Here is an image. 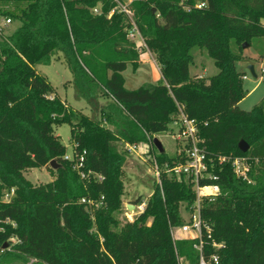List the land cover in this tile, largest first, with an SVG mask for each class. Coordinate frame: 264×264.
Listing matches in <instances>:
<instances>
[{
    "label": "trees",
    "instance_id": "1",
    "mask_svg": "<svg viewBox=\"0 0 264 264\" xmlns=\"http://www.w3.org/2000/svg\"><path fill=\"white\" fill-rule=\"evenodd\" d=\"M198 1L206 6L196 7ZM115 6V0H0V17L19 22L0 35V176L8 181L0 183V251L8 243L0 264L8 254L44 264H178L176 250L197 264L194 240L174 241L170 232L183 222L181 203L196 200L189 180L162 172L145 212L124 224L118 217L129 155L122 143L148 144L167 132L179 105L196 120L210 155L247 156L252 165V183L230 162L210 168L217 181H202L220 186L202 206L213 227L210 242L224 243L220 264H264V101L240 107L248 92L238 68L244 44L264 40V0H134L162 73L158 83L136 89L126 87L123 72L130 64L136 71L141 59L127 38V16L117 10L108 16ZM194 48L207 49L219 68L208 80L191 75ZM59 52L94 116L74 110L38 72ZM62 123L72 125L78 151L86 150L87 179L64 158L68 148L55 131ZM242 140L250 145L246 152ZM156 158L160 165L184 160L163 151ZM52 161L54 180L35 185L25 177L28 169L52 168ZM5 185L14 189L10 201L2 197Z\"/></svg>",
    "mask_w": 264,
    "mask_h": 264
},
{
    "label": "rangeland",
    "instance_id": "2",
    "mask_svg": "<svg viewBox=\"0 0 264 264\" xmlns=\"http://www.w3.org/2000/svg\"><path fill=\"white\" fill-rule=\"evenodd\" d=\"M18 25L19 22L13 20L8 24V26H3L4 35L11 34ZM257 44H259L257 47H247L244 53L246 58L238 63L239 70H241V72H245V75L247 76L245 78L243 75V81L244 88L248 93L247 96L240 102V107L245 110H250L264 101V80L261 79V68L264 66V40L259 39ZM193 54L195 61L191 65L190 69L192 76L198 75L208 80L210 77L219 72V68L215 64L213 57L209 54L207 49L194 48ZM153 58L148 57V59H141L139 68L136 71L133 69L131 64L128 66V68L123 72L127 88L136 89L144 83H158L161 80L162 73L160 70V64L154 52ZM251 61H253V64L256 66L257 77H254L248 69V65L251 64ZM36 68L39 73L47 77V79L51 82L54 94L58 95L74 110L83 112L88 116L95 115L93 106L87 100L80 98L77 95L76 87L73 82V74L63 53L59 52L56 54L51 64H39ZM100 102L107 103L108 99L101 97ZM71 129L72 125L70 123H62L55 128L56 134L60 136L64 145L67 146L69 153H72L73 149L71 142ZM177 133L178 125L172 122L167 132L155 136V138L160 140L162 143V150L155 148L153 144H148L147 146L143 145L142 150L140 148L137 153L128 155V162L124 167L123 173V204L128 201L132 202L138 197H142L143 200H148L153 194L154 184L157 180L153 158L160 151L166 152L169 155L176 154L177 149L179 148V142L175 138ZM50 167L52 168L44 166L28 169L24 171V175L35 185L47 183L57 177V172L55 170L57 163L51 162ZM0 183H8V181L2 180L0 176ZM5 187H7V185L2 188L3 199H7L6 193L10 191L9 189H5ZM130 211L132 212L133 209H130ZM126 212V208L123 206L122 212L118 216L122 224L127 221ZM182 213L186 216L185 212L182 211ZM179 236H181V234H179ZM11 250L13 251V249ZM0 253H2V251H0ZM1 264L44 263L38 262L32 258L8 254L5 255Z\"/></svg>",
    "mask_w": 264,
    "mask_h": 264
},
{
    "label": "built area",
    "instance_id": "3",
    "mask_svg": "<svg viewBox=\"0 0 264 264\" xmlns=\"http://www.w3.org/2000/svg\"><path fill=\"white\" fill-rule=\"evenodd\" d=\"M133 1L134 0H115L116 6L111 10L108 16L111 17L116 10L123 12L127 16L129 23L127 27V38L139 53L140 59H148V57L153 58V52L150 50L136 21L135 11L132 8ZM195 5L196 7L203 8L206 6V3L198 1ZM94 12L99 13L100 9L97 7L94 9ZM11 22V19L4 20L3 25H0V35H4L3 26H6ZM261 72V79L264 80V66H262ZM246 77L247 76L245 75V78ZM174 123L178 125V133L175 135V138L179 142V148L177 149L176 154L180 158H184V160H180L173 165L169 162L160 165L155 156L153 158V164L155 167V175L157 177L156 181L160 185L162 184V172H166L168 175L174 176L179 180H189L193 184L196 193V200L193 203H181L180 210L183 222L179 227L171 225L170 232L174 241L179 238V234L187 240H194V248L198 251L197 264H220V250L224 247V243L216 241H213L212 243L210 242L213 235V227L202 215L204 201L206 199L209 201L215 200L220 192V186L217 183L203 184L202 181H217L219 176L210 168L216 163L222 165L230 162L238 177L252 183V165L250 158L247 156L234 157L232 155H210L206 146L203 145L204 139L200 136L196 120L189 117L184 110V106L179 105ZM148 144L154 145V140H151ZM148 144L130 142L122 143L124 150L129 155L137 153L140 148L142 150L143 145L147 146ZM72 147V153L67 151L64 158L73 162V168L78 172L82 179H87L92 172L85 170L86 150L79 152L78 144H72ZM97 177L100 180L103 178L100 174L97 175ZM13 195L14 189H11L6 193L7 199L4 198V200L10 201ZM148 200L142 199L139 203H132L130 201L124 203L127 211L125 213L126 222H133L137 216L144 213L148 205ZM82 202H87V200L83 198ZM88 202L90 205H95L94 201L89 200ZM129 205H134L132 212L128 208ZM182 211L185 212L186 216L183 215ZM6 222H12V224L16 226V223L10 219L6 220ZM11 240L15 242L16 237H12ZM208 246L211 247V251L207 250ZM5 249L6 248H2L1 251H4ZM176 254L178 264H190L189 260L185 256L180 255L177 250Z\"/></svg>",
    "mask_w": 264,
    "mask_h": 264
},
{
    "label": "water",
    "instance_id": "4",
    "mask_svg": "<svg viewBox=\"0 0 264 264\" xmlns=\"http://www.w3.org/2000/svg\"><path fill=\"white\" fill-rule=\"evenodd\" d=\"M153 10H154V12H155V11H156V8H154ZM244 47L247 48V47H248V44L245 43V44H244ZM248 69H249L250 73H251L254 77H257L256 67H255L254 64H252V63L249 64V65H248ZM154 144L156 145V147H157L158 149L162 150V143L160 142V140H158L157 138H154ZM239 145H240V149H241L242 151H244V152L248 151L249 148H250V145H249L246 141H244V140H242V141L240 142ZM52 162H55V161H52ZM128 208H129V209H133V208H134V205H129ZM3 247H4V248H7V247H8V243H5V244L3 245Z\"/></svg>",
    "mask_w": 264,
    "mask_h": 264
},
{
    "label": "crops",
    "instance_id": "5",
    "mask_svg": "<svg viewBox=\"0 0 264 264\" xmlns=\"http://www.w3.org/2000/svg\"><path fill=\"white\" fill-rule=\"evenodd\" d=\"M4 18H2V17H0V24H2L3 25V22H4V20H3ZM6 26H8V25H6ZM250 55V54H249ZM248 55V56H249ZM251 63L253 64V61H251ZM256 67V66H255ZM245 73V72H244ZM161 78H162V74H161ZM126 80V79H125ZM251 91H253V90H251ZM102 104H106V103H103L102 102Z\"/></svg>",
    "mask_w": 264,
    "mask_h": 264
}]
</instances>
